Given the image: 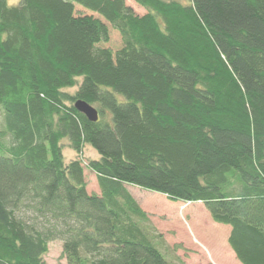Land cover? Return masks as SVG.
<instances>
[{"label": "trees", "instance_id": "obj_1", "mask_svg": "<svg viewBox=\"0 0 264 264\" xmlns=\"http://www.w3.org/2000/svg\"><path fill=\"white\" fill-rule=\"evenodd\" d=\"M133 1L145 15L0 0V264H47L55 241L68 264H183L126 184L202 203L241 264H264V0Z\"/></svg>", "mask_w": 264, "mask_h": 264}, {"label": "rangeland", "instance_id": "obj_2", "mask_svg": "<svg viewBox=\"0 0 264 264\" xmlns=\"http://www.w3.org/2000/svg\"><path fill=\"white\" fill-rule=\"evenodd\" d=\"M187 4L189 0H175ZM20 0H9V5L17 6ZM128 6L136 14L143 16L146 10L133 0H126ZM115 48L120 46L117 37L112 41ZM123 101V98H119ZM0 131H4V118L0 111ZM0 143L11 144V137H0ZM63 155L67 163L78 158L70 148L69 142H63ZM83 164L87 167L89 161L98 160L99 154L91 147L84 151ZM87 190L89 194L100 195L96 175L85 170ZM140 207L149 215L152 225L163 236L162 248L169 259L183 264H236L237 260L228 246V230L223 225L212 221L210 214L202 203L185 204L172 202L166 196L126 184ZM63 243L61 241L49 244L47 264H68L62 259Z\"/></svg>", "mask_w": 264, "mask_h": 264}, {"label": "water", "instance_id": "obj_3", "mask_svg": "<svg viewBox=\"0 0 264 264\" xmlns=\"http://www.w3.org/2000/svg\"><path fill=\"white\" fill-rule=\"evenodd\" d=\"M75 108L80 113H82L83 115H85L89 121H91L93 123L98 122V120H99L98 111L95 108H93L92 106L88 105L85 102L78 101L75 104Z\"/></svg>", "mask_w": 264, "mask_h": 264}, {"label": "crops", "instance_id": "obj_4", "mask_svg": "<svg viewBox=\"0 0 264 264\" xmlns=\"http://www.w3.org/2000/svg\"><path fill=\"white\" fill-rule=\"evenodd\" d=\"M225 228H227V230H228V238H229V236H230V233H231V227H229V226H225ZM227 241H228V239H227ZM229 246V245H228ZM230 248V247H229ZM230 250H231V248H230ZM231 252H232V254L235 256V254H234V252L231 250ZM235 259H236V256H235ZM237 260V259H236ZM236 264H241L238 260H237V262H236Z\"/></svg>", "mask_w": 264, "mask_h": 264}]
</instances>
